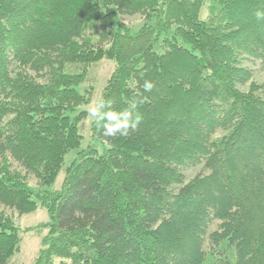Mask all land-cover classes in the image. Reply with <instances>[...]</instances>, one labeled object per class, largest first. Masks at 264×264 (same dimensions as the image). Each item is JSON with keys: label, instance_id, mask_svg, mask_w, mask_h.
Listing matches in <instances>:
<instances>
[{"label": "trees", "instance_id": "trees-1", "mask_svg": "<svg viewBox=\"0 0 264 264\" xmlns=\"http://www.w3.org/2000/svg\"><path fill=\"white\" fill-rule=\"evenodd\" d=\"M256 9L264 0H0V264L22 241L7 212L38 207L32 264H264ZM104 58L100 97L117 111L145 98L142 119L115 138L90 123L80 147L93 87L78 86ZM76 148L61 187L44 189Z\"/></svg>", "mask_w": 264, "mask_h": 264}, {"label": "rangeland", "instance_id": "rangeland-1", "mask_svg": "<svg viewBox=\"0 0 264 264\" xmlns=\"http://www.w3.org/2000/svg\"><path fill=\"white\" fill-rule=\"evenodd\" d=\"M125 21L130 22V25L135 29L139 26L141 22V18L138 15L135 16H125ZM87 27V33L91 36H97L100 25L98 22H89ZM114 63L110 59H101L94 63L92 66L89 67L88 70V81L83 82L78 89L81 91L84 87L89 86L92 84V99L89 104L85 105L83 108L87 111L90 105L95 102L98 98H100L101 90L105 84L106 79L110 75L113 69ZM259 73V72H256ZM261 74V73H260ZM261 78H264V75H259ZM91 123V118L86 115L84 119V125L86 126V130L83 132V138L80 143V147H84L88 141L89 135V125ZM76 149H72L66 153L64 156V162L62 169L59 171L57 177L55 178L54 182L44 189L47 190H55L61 187V183L64 176L63 168L67 166L75 157H76ZM20 170V169H19ZM198 167H192L186 170L187 175H192ZM27 181L31 187L36 189L35 182L36 180L32 177L27 175ZM11 214L14 218L15 222L19 225L20 229H22L21 236V247L18 253H16L12 259L14 264H32L36 252L40 245L41 239V231L44 230L43 223L48 220V214L46 210L42 207H38L35 211L25 213L22 215L17 214L13 210H9L7 212ZM29 228V229H28ZM33 228V229H31ZM202 264H211L210 257L207 258Z\"/></svg>", "mask_w": 264, "mask_h": 264}, {"label": "clouds", "instance_id": "clouds-1", "mask_svg": "<svg viewBox=\"0 0 264 264\" xmlns=\"http://www.w3.org/2000/svg\"><path fill=\"white\" fill-rule=\"evenodd\" d=\"M258 22H264V9H256L253 13ZM144 91L150 92L155 87L154 83L145 79L142 85ZM145 102V98L134 96L128 106L122 110H114L111 99L103 96L93 102L87 109L88 115L104 137H126L135 132L141 122L142 116L138 108Z\"/></svg>", "mask_w": 264, "mask_h": 264}]
</instances>
